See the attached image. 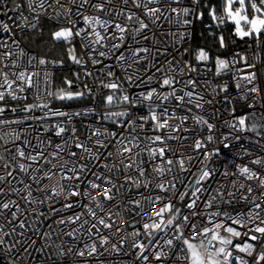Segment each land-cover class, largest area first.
Wrapping results in <instances>:
<instances>
[{"label": "built area", "instance_id": "2783aa9c", "mask_svg": "<svg viewBox=\"0 0 264 264\" xmlns=\"http://www.w3.org/2000/svg\"><path fill=\"white\" fill-rule=\"evenodd\" d=\"M52 0H48L51 3ZM80 0L74 5L70 0H60V3L64 5V8H70L71 14L70 19L77 21L76 27H86L83 25L82 16H77V6ZM93 3L98 0H92ZM224 3V6L220 4ZM254 2L261 8L264 5L260 4V0H254ZM38 3V0H37ZM215 3V14L218 18L222 17L224 22L221 23L220 19L213 20L215 24L216 36L218 38L223 37L225 32H228L234 39L239 40L240 43L237 47L232 48L228 53L223 55H215L207 61L196 60V55L199 50H204L207 53V49L203 46L195 47L194 37L195 28L198 24V16L203 10V0L199 6H193L191 0H185V5L188 7H195V15H189L184 17L188 19L190 24L188 25H177L175 24L174 14L171 15L172 23L170 24L167 20L161 19L159 23L162 25L161 28L150 25L148 35L155 32L157 37L162 41V44L158 47L163 49V44L168 45L169 55H157L154 52L149 53L148 58L141 61L140 63L133 64L131 68L128 67L131 60L117 63L115 56L119 55L116 52L113 55L109 52V48L112 44L118 43L115 39H105L103 41L104 47L96 45L97 53H93V58L102 60V64L93 65L87 49L81 42L79 37H73L71 42H75L78 47L79 54L77 58L82 59L83 64L74 63L73 66V78L74 84L83 92L84 102L72 104V105H61L54 104L53 96L47 95L48 91L53 92L54 88V73L62 67V63H51L59 62L54 58H48L38 54L36 51L30 49L21 39L20 34L30 31L35 27L49 23L56 27L58 30L64 27H71L68 23L69 15L64 12V8L59 6L48 7L45 4L44 9H37L35 12L31 11L28 7V0H4L0 3V22L7 23L10 31L4 32L0 27V43H6L7 48H0V53L11 52V57H5L0 59V69L4 72L9 73V80H13L12 72H20L27 70L28 72H39L38 77H33V87L27 88L20 92L17 88V83H14L11 91H14L18 98L16 100L11 99L7 95L6 86L0 88V91H5V99L0 101V107H4L6 111L0 115V120L3 121H16L15 123H4L0 125V175H6L7 171H12L13 176L9 177L0 187L5 189V194L0 195V203L9 201H16L24 215H19L18 219L13 220L12 212L16 211L13 206L10 209L0 210V224L4 226V231H10L11 227L16 226V232L11 236H4L6 244H12L16 241L21 243L17 244L10 253L4 250V246H0V264H146L141 260L136 259V252L130 245L134 240L141 241L145 245H148L149 237L143 234L142 226L150 221L147 218H141L139 213L141 209L144 211H158L162 207V203L150 204L145 200V197L156 196L163 197V203H168L171 200L173 204L172 212H165L163 219L166 221L176 209L179 208L180 212L171 227H167L164 231L158 232L153 237V244L149 248V251L145 255H149L152 264H186V261L177 260V255H183L182 248L186 247L182 245L181 241L175 239V236L183 232L184 237H192V241L199 242L205 239L200 235V229L202 227H212V224L207 222V217L214 212H219V216L213 218V223L223 222L240 231L242 235L240 237H230L234 244H240L241 246L247 242L254 245L252 254L248 255L246 252H239L238 250L227 246L232 251V257L229 258V264H239V261L235 260L234 257L239 256L247 264H260L258 257L261 253H264V237H261L260 241L248 240L244 233L248 236L261 234L249 231L254 228L257 224H260L261 220H264V210H253V206L250 202H246L242 199L243 196L250 195L248 193V187L252 186L254 192L251 195L258 197V202L264 205V195H260L259 181L264 179V32H262L259 38L252 37H238L236 34V26L232 22V18H229L225 12V0H214ZM17 5H21L17 8ZM176 6V5H173ZM246 6L250 15L253 12L248 0H246ZM86 15H96L89 6H85L84 9H80ZM133 11H136L133 9ZM56 12H59L58 17L55 16ZM39 14V19L37 15ZM103 16V13H99ZM166 15H168L166 13ZM55 17V18H50ZM107 18V17H105ZM246 26V25H245ZM75 31V29H73ZM102 31V30H101ZM109 29V33H111ZM176 32L184 33V38L176 47L183 52L187 50L183 56H177L176 59L180 61V65H176V61L173 60L172 67H175L176 71H168L169 65L165 63L166 60H172V56L175 54L172 50V37L161 36V32ZM126 35V47L127 43L131 42V35ZM179 39V35L176 37ZM142 39V37H137ZM15 41V43H14ZM145 46H148V42H144ZM23 50L24 55H20ZM98 51H104L108 53V58L99 57ZM124 51V49H121ZM127 56V52H125ZM35 57L29 64L30 58ZM241 57L247 58V64ZM40 58H44L50 63L46 65H39L38 61ZM155 58V62L158 66L163 67L165 71L163 73H156L153 80L147 83H140V80L147 81V77L152 75L155 69H149V64ZM217 58L228 61V68L222 70L220 74H217ZM184 61H188L197 70L190 72L187 69L184 74H180L178 67L184 66ZM16 64V67H5L6 64ZM251 64L254 67H248ZM105 65H111V68L105 67ZM126 69V71H125ZM111 70L114 72L113 77H108L107 72ZM91 73L86 75L85 73ZM255 73V79L251 83L245 76ZM134 79L132 83L127 80L128 75H133ZM50 78L49 84L45 83V77ZM139 76L140 80L135 77ZM174 76L177 83L173 85L176 89V95L183 96L184 92L192 91L194 96L192 98L193 103H186L189 99L185 97V104L181 107H177L178 102L174 97L167 101L157 99L155 96L151 101H144L142 104L133 107L131 102H123L121 99H114L111 105L106 103V97L108 95H114L115 97H122V95H129L130 100H135L139 97L141 92H147L153 88L161 94H167L171 91L170 88L165 86L160 87V83L163 78ZM79 77V78H77ZM193 79L196 81L195 87L191 85H185V81ZM115 81L120 84L121 87L118 90H112L103 87L102 82L108 83ZM4 84L3 76L0 75V85ZM239 85V88L237 87ZM87 86V87H85ZM257 87L258 92L253 93L250 91L251 88ZM226 89V90H225ZM203 97V100H200ZM211 101V103H208ZM196 103L202 104V107H196ZM47 104L49 108H33L31 111H24L26 105H42ZM160 114L164 107L169 110V115L172 116L170 123H179V117L188 116L189 119L184 122L183 128L188 131H178L173 133L174 136L184 137V139H172L167 140L173 149H177L176 154L173 155L171 152L167 153V158H171L174 161L183 158L185 163V169L188 171H181L178 164L174 163L171 166L164 164L165 168L171 167V172H166L164 176H160L159 173L153 171L154 165H160L162 163L159 156L154 159L149 156L148 147H160L161 145H149L144 140L145 135H166L167 129L162 132L152 131V121L149 120L145 124L143 131L139 128L136 132L132 131L135 125H130L129 121L135 120V124H140L139 116L149 115L148 106ZM12 109H16L15 112ZM49 109L55 111L68 113V116H57L43 118L45 113L49 112ZM114 112H127L129 115L125 117H112L111 120H105L104 115L106 113ZM74 113H80L79 116ZM173 113L175 115L173 116ZM70 117V118H69ZM195 117H201L203 120L208 121L213 125L211 131L208 130L207 125L197 124ZM240 117H247L245 131L240 130L238 119ZM235 127H232V125ZM56 125L67 129L60 136L56 135ZM123 125V126H122ZM75 130L73 133L72 130ZM99 129L101 132L107 130L109 133H124L126 136L138 135L141 143L140 149L134 151L139 152L140 155L137 157L136 164L144 170V175L140 176L139 171L134 166L132 169H124L123 165L120 164L119 157H111L107 160L104 156L107 152H115L117 147L114 139L104 136H92L91 133ZM73 136L78 138L73 139ZM212 136V140L209 141L207 138ZM91 137V139H89ZM227 137V139H223ZM96 140H102L109 147L99 148L96 145ZM201 140L203 146L199 149L195 148V141ZM66 144V150L61 153L57 158L53 159L49 154L55 152L56 145ZM77 142L83 143L93 151H99L102 153L101 159L98 164L115 163L118 167L111 173L113 176H118L119 180L116 183V187L112 190V195L115 200L104 202V207L111 213H119V215H113L112 219L117 221L121 228L125 229L123 233H115V229H102V234L109 236V243L103 248L99 245V236H88L85 231H80L75 234V239L69 237L65 233L72 231L79 227L77 224H66L57 225L53 223L54 220L60 218L61 214L51 215L48 213V205L39 203L45 198V196H51V189L53 186L59 185L65 186L66 190H73L70 186L79 183L78 181H66L60 179L62 173L58 168L53 169L52 164L61 165L65 161H68V168H71L73 164L77 163L75 157L69 155L70 152H76L79 155H87L82 153V149L75 146ZM224 144H228L229 147L225 148ZM21 149L25 152V157L29 155H35L41 150L44 152V156L52 163H46L43 158L38 162H33L29 159L19 157L17 155V149ZM142 149V150H141ZM219 150L218 152L216 150ZM15 157V159H13ZM207 157V158H205ZM124 163H129L130 158L125 156ZM260 160V164L254 163ZM79 163H86L85 160H79ZM31 165L27 172H21L19 164ZM7 164L10 167L5 169L4 165ZM248 167L250 171L258 174L259 179L254 177L251 180L246 178V175H241L239 172L240 167ZM39 168L41 171L37 173L35 169ZM206 168L212 175L210 178L202 181L200 185H196V178L199 176V170ZM52 169L56 174L52 176L51 180L43 179L39 184H36L30 177L33 175L40 176L45 170ZM92 172L103 173L105 170L102 167L93 166ZM227 173V175H224ZM63 174L69 176L71 172L65 169ZM127 175H131L134 180H139V186L134 183H127L121 187L119 181L125 180ZM88 179H94L89 173L85 177V183L80 184V191L83 192L87 187L86 181ZM184 183L181 184L180 181ZM8 181H11L9 183ZM24 181V184L31 185L30 191L32 193L31 199L36 203H28L23 196L27 194L24 189V184L19 183ZM169 181H175L177 192L174 195L171 186L168 184ZM99 183V181H97ZM165 183L168 187V191H161L156 185ZM243 184L244 188H240ZM47 185V189L40 191ZM147 185V186H145ZM187 187L188 195L183 201L179 199V192L185 191ZM195 187H200L201 192L197 193L199 199L196 201V206L192 209L187 207L192 199H196L191 196L192 191ZM12 188H17L19 192H12ZM99 191V190H97ZM232 195H229V194ZM215 197L214 200L212 198ZM59 203L55 204V207L59 208L64 202V196L55 197ZM98 199L103 200L100 196ZM80 200L81 205H90L94 210L97 211L98 215L104 216L105 212H100L99 209L95 208V203L90 204V198L84 197H69L68 201L73 202ZM140 200V208H136L135 204L129 203L130 201ZM209 200H212V207H206ZM81 205H77L71 210L64 211L63 217L71 216L75 212L86 211ZM111 206V207H110ZM35 209V212L32 211ZM253 210V216L255 212L260 211L259 217L250 219L248 213ZM39 212L47 213L46 216H39ZM227 213L231 219L224 216ZM243 214V227L239 224H233V219H238ZM184 216H189L190 223L197 224L195 231H192L190 227H184L182 219ZM120 217H123L127 224H120ZM22 219L25 222V228L21 229L18 227V221ZM90 219V218H89ZM154 219H160L155 217ZM8 220H12V224L7 223ZM134 224L135 227L128 225ZM182 225L180 230L176 229V225ZM51 225V227H49ZM264 226V225H261ZM85 225V229H87ZM39 229V233H37ZM136 229L141 230L139 237H132L130 234ZM221 235L229 236L228 233L224 232L223 229L219 230ZM47 232L48 236L45 238L40 237V233ZM211 233H209V237ZM167 239H172V246L166 244ZM35 240V245H31V241ZM123 240V244L121 241ZM93 241L96 242L98 253L93 256H87L81 258L76 255L79 249H83L85 245L91 246ZM207 244V240L205 239ZM116 244L120 247L119 252H115L111 249V245ZM217 247L218 242L213 241ZM31 245V246H30ZM28 247V252H24V248ZM72 248V253L66 254L64 257H59L58 254L61 249L66 250ZM36 249H42V251H36ZM107 249V250H105ZM151 251H161L167 253V256L162 261H154L151 257ZM30 253V255H29ZM102 253V254H100ZM223 261V258H220Z\"/></svg>", "mask_w": 264, "mask_h": 264}, {"label": "snow or ice", "instance_id": "6c2138e0", "mask_svg": "<svg viewBox=\"0 0 264 264\" xmlns=\"http://www.w3.org/2000/svg\"><path fill=\"white\" fill-rule=\"evenodd\" d=\"M4 0H0V3H3ZM72 4H76L77 0H70ZM48 4V7H54L59 6L61 8H64V5L60 3V0H52L51 3H48V0H28V7L31 11L35 12L38 8L44 9L45 4ZM201 3V0H191V4L193 6H199ZM233 4H238L239 8L235 12H233ZM248 4L250 5L251 9L254 13H259V15L252 16L251 19H249L246 15L242 16L240 15L241 12H243L246 8V0H226V5L224 8L225 14L229 17L235 20L236 23V34L243 37H252L255 36L259 38L260 34L264 32V8L259 7L254 0H248ZM260 4L264 5V0H260ZM89 6L94 13H97L96 15H86L83 12L80 11V9H84L85 6ZM176 5V6H173ZM185 0H98V2L93 3L92 0H80L78 6H77V16H82V22L83 25L86 27H76L77 21L70 19L71 9L70 8H64V12L69 15L68 23L71 24V27H64L60 30L53 33V39L56 41L63 40L67 43H71V40L73 37H79L81 39V42L84 44L85 48L88 50L87 54L89 55L91 62L93 65L102 64L103 61L93 58V53H97L96 45H99L100 47H104L103 41L105 39H115L118 41V43H114L109 48V52H111L113 55H115L116 52H119V55L115 56V59L117 63L120 62H127L128 60H131L132 63L128 64V67L131 68L133 64L140 63L141 61L148 58L149 53H155L157 55H163L168 56L169 55V49L167 44H163V49L161 50L159 45L162 44V41L159 37H157V34L153 32L151 34V37L148 35V30H150V25L156 26L157 28H161L162 25L159 23V21L163 18L167 20L170 24L173 22L171 19V15L174 14L177 19H175V24L180 25H188L190 24V21L188 19H184V17H187L189 15H195V7H188L184 6ZM17 8H20L21 5H17ZM135 9L136 11H133ZM99 13H103L104 15L101 16ZM166 13L168 15H166ZM209 14L212 16L213 20L220 19V22L223 23L224 20L222 17L218 18L215 14V8H212L209 12ZM60 15L59 12H56L55 16L58 17ZM107 17V18H105ZM203 13H200L198 18H202ZM39 19V14L36 17ZM55 18V17H50ZM241 21H244V24L247 26V30L241 27ZM0 27H2L4 32H9L10 28L7 23L0 22ZM75 29V31H73ZM109 29H111V33H109ZM102 30V31H101ZM131 35V42L127 43L126 45V35ZM161 36L165 37H172V50L175 53L172 56V60H166L165 63L168 64L170 67L168 71H176L177 69L175 67H172L173 60L176 61V65H180V61L176 59L177 56H183L186 54L187 50L185 49L183 52L180 51L179 48L176 47V44H178L181 40L184 38V33H176V32H161ZM177 35H179V39H177ZM137 37H142V39H137ZM144 42H148V46H145ZM15 43V41H14ZM220 45L221 47H224V39L221 36L220 38ZM0 48H7L6 43H0ZM121 49H124V51H121ZM69 52V58L76 64H83L82 59L77 58L75 55V48L68 49ZM125 52H127V56L125 55ZM13 53L11 52H5L0 53V59L5 57H11ZM20 55H24L23 50H21ZM99 57L108 58V53L104 51H98ZM36 59L35 57L30 58L29 64H31L32 60ZM209 59L208 53H206L204 50H199L196 55V60L198 62L200 61H207ZM241 60L247 64V58L241 57ZM39 65H46L50 63L44 58H40L38 61ZM51 63H62V61L59 62H51ZM217 64V74H220V72L226 68H228V61L217 58L216 60ZM248 67H254V65L248 64ZM5 67H16V64L13 62L11 65L6 64ZM107 68H111V65H105ZM155 69L152 75L147 77V81L140 80L139 76H136L135 78L137 80H140V83H147L153 80L156 73H163L165 69L163 67L158 66V64L155 62V58L153 61L149 64V69ZM188 70L190 72H195L197 69L192 66L188 61H184L183 67H178V70L180 74H184L185 70ZM126 71V69H125ZM86 75H91V73H85ZM0 75L3 76L4 84L0 85V88H5L7 95L11 97V99L16 100L21 97H17L14 93V91H11L12 86L14 83H17V88L20 92H23L25 90V86L27 88H32L33 85V77H38L39 72H28L27 70L20 71V72H12V76L14 77L13 80H9V73L4 72L2 69H0ZM115 74L111 70L107 72L108 77H113ZM79 78V77H77ZM134 79L133 75H128L127 80L129 83H132ZM244 79H247L249 83L252 82V80L255 79V73L250 74L249 76H245ZM50 78L45 77V83L49 84ZM177 83L174 76L163 78L162 82L160 83V87L164 88L167 86L171 89L170 92L167 94L161 95L157 89L153 88L149 91L141 92L139 94V97H137L135 100H130L129 95H122V97H115L114 95H108L106 97V103L111 105L114 101V99H121L123 102H131L133 107L138 106V104H142L144 101H151L153 97L155 96L157 99H160L162 101H167L170 98L174 97L175 100L178 102L177 107H181L185 104V97H188L186 103L191 104L193 103V96L194 93L192 91H186L184 92L183 96L176 95V89L173 87V85ZM185 85H191L195 87L196 81L193 79H189L184 82ZM64 84L68 86L69 90H65L63 88L58 89L55 92L48 91L47 95L54 96L55 99L58 100H72L76 98H80L84 95L83 92H73L71 91L72 87V81L65 79ZM103 87L112 89V90H118L120 89L121 85L116 83L115 81H111L108 83L102 82ZM87 87V86H85ZM239 88V85H237ZM226 90V89H225ZM251 92L256 93L259 91L257 87H253L250 89ZM5 99V91H0V101H3ZM200 100H203V97H200ZM208 103H211V101H208ZM40 107V108H49L47 104L42 105H26L24 111H31L33 108ZM196 107H202V104L196 103ZM149 115H142L139 116V120L141 121L140 124H135V120L129 121L130 125H135V127L132 128L133 132H136V129L139 128L141 131H143L145 124L149 122V120L152 121V131L155 132H162L163 130H168L166 135H154V136H147L145 135L144 140L148 142L149 145H161L160 147H148V145H145V147L148 148V154L153 159L157 156L160 157L162 163L160 165H154L153 171L159 173L160 176H164L166 172H171V167L165 168L163 165L166 164L168 166L173 165L174 163L178 164L181 171H188V169H185L184 167V159L179 158L177 160H173L171 158H167V153L171 152L173 155L176 154L177 149H173L169 144H167V140L172 139H184V137L180 136H174L173 133H176L178 131H188V129L183 128V124L185 121L189 119L188 116H181L179 117V123L172 124L170 123V120L172 119V116L169 115V110L167 107H164L160 114H157L154 109L151 108V105L148 106ZM6 109L4 107H0V115H2ZM13 112L16 111V109H12ZM68 113L61 112L59 110H51L49 109V112L45 113V116L43 118H49V117H63L68 116ZM74 115L79 116L80 113H74ZM129 115L127 112H114V113H106L104 115L105 120H111L112 117H125ZM175 113H173V116ZM70 118V117H69ZM197 124H205L207 125V128L209 131L212 130L213 125L211 123H208V121L203 120L201 117H195ZM246 120L247 117H240L238 119V124L240 125V130L245 131L246 129ZM16 121H3L0 120V125H3L4 123H15ZM123 126V125H122ZM232 127H235L233 124ZM57 131L56 135L60 136L63 134L67 129L64 127H60L59 125H56ZM73 133L75 130H72ZM92 136H104V137H111L116 142V149L115 152H107V154L104 156V159L107 160L111 157H119L120 158V164L123 165L124 169H132L134 166L139 171L140 176L144 175V170L139 165L136 164L137 157L140 155L139 152L134 151L135 149L141 148L142 141L140 140L138 135H132V136H126L124 133H116L112 132L109 133L107 130L101 132L99 129H96L91 133ZM74 140H77L75 136H73ZM91 139V137H89ZM209 141L212 140V136H209L207 138ZM223 139H227V137H224ZM96 145L99 146V148H107L109 147L108 144H106L102 140H96ZM66 144L56 145V151L50 153L49 155L55 159L57 158L61 153H63L66 150ZM75 146L79 149H82V153L87 154L86 156L81 154L78 156L76 152H70L69 155L71 157H75L77 159V163L73 164L71 168H68V161H65L64 164L57 165L52 164V168L56 169L58 168L59 171L62 173L60 179L66 180V181H78L79 183L70 186L73 190H66L65 186L59 185V181L57 182V185L53 186L51 189V196H45L43 200H41L39 203L48 205V213L51 215H57L61 214L60 218L57 220H54L53 223L57 225H66V224H77L79 222V227L73 229L72 231H69L65 233L69 237H72L75 239V234L80 231H85L88 236H99V245L101 248H103L105 245H108L109 243V236L102 234V229H115V233H123L125 232L124 228H121L117 221L112 219L113 215H119V213H111L110 211H107L104 207V202L113 201L115 200V197L112 195L113 188L116 187V183L118 182L119 178L118 176H113L111 173L118 167L115 163H112L111 165L108 163L98 164L97 162L100 161L102 153H100L98 150L93 151L92 148H89L83 143L77 142ZM203 146L201 140L195 141V148L199 149ZM224 147H229L228 144H224ZM142 150V149H141ZM219 151L218 149L216 150ZM17 155L22 158L29 159L33 162H38L41 158L45 160L46 163H52V161L48 160L47 157L44 156V152L41 150L40 152H37L35 155H29L25 157V152L21 149H17ZM127 156L130 158L129 163H124V157ZM207 158V157H205ZM15 159V157H13ZM79 160H85L86 163H79ZM254 163L260 164L261 161L257 160ZM93 166L102 167L105 171L103 173L100 172H92L91 168ZM10 166L5 164L4 168L7 169ZM21 172H27L28 168L31 167V165H25L23 163L18 165ZM65 169L67 171L71 172L72 175L69 176L67 174H63ZM37 173H39L41 170L39 168L35 169ZM239 172L241 175H246V178L248 180L253 179L256 177L259 179L258 174L255 172L250 171V169L246 166L240 167ZM91 174L94 179H88L86 181L87 187L84 189L83 192L80 191V184L85 183V177L87 174ZM56 173L52 171V169L45 170L42 175L36 176L33 175L30 178L36 183L39 184L41 180L48 179L51 180L52 176ZM212 173H210L206 168H202L199 170V176L196 178V185H200L202 181H205L206 179L210 178ZM224 175H227L225 173ZM9 177H12V179H15L13 176L12 171H7L6 175H0V184H3ZM99 181V183L97 182ZM11 183V181H8ZM19 183L24 184V181H19ZM121 187H123L124 184L127 183H134L137 186H139V180H134L131 175H127L125 180L119 181ZM181 184L184 183L183 180L180 181ZM168 184L171 186L173 190V194L175 195L177 192L176 183L175 181H169ZM147 186V185H145ZM47 185L44 186V188L40 189V191H44L47 189ZM157 188H159L161 191H168V187L165 185V183H160L156 185ZM259 189L264 190V179H261L259 181ZM31 185L24 184V189L26 190L27 194L22 197L26 202L28 203H36V201L31 199L32 193L30 191ZM240 188H244V185L241 184ZM99 190V191H97ZM12 192H19L20 190L17 188H12ZM202 189L200 187H195L194 191H192L191 196L195 197L196 199H192V201L187 204V207L189 209H192L196 206V201L199 199L197 196V193L201 192ZM254 188L252 186L248 187V193L250 195L243 196L242 199L246 202H250L253 206V210H264V205L258 202V197L255 195H251L254 192ZM5 194V189L3 187H0V195ZM63 195L65 202L59 207H55V204L59 203L58 200H55V197H59ZM88 197L90 198V204L95 203V208L99 209L100 212H105L104 216L98 215L97 211L93 209L90 205H81L80 200H76L73 202H69V197H80V196ZM188 195L187 187L185 188V191L179 192V199L181 201L184 200V198ZM229 195H232L231 193ZM260 195H264V191H260ZM102 196L103 200L98 199V197ZM163 197L156 196L155 198H152L151 196L145 197V200L150 204L155 203H162V207L159 208L158 211H144L141 209L139 213H136L137 215H140L141 218H147L150 222L145 223L142 226L143 234L149 237L148 245H145L141 241L134 240L133 243L130 245V248L133 250H138L136 252V259L141 260L143 262H146V264H152V261L149 259V255H145L146 252L149 251V248L153 244V237L156 233L164 231L165 228L171 227L176 220L180 209L177 208L175 213H173L166 221L163 219V215L165 212H172L173 204L171 200H169L168 203H163ZM215 197L212 198L214 200ZM212 200H209L206 204V207H212ZM129 203L135 204L136 208H140V200H134L130 201ZM77 205H81L82 208L86 209V211L81 212H75L71 216L63 217L62 213L67 210H71ZM15 207L16 211L12 212V218L13 220L18 219V213L19 215H24L23 211L21 210L19 204L16 201H9L5 203H0V210H6L10 209L11 207ZM111 207V206H110ZM253 210H250L248 213V216L250 219H254L255 217H259L260 211L255 212V217L253 216ZM33 212H35V209H32ZM47 213L39 212V216H46ZM219 212H214L210 216H208L207 222L209 224H212V227H202L200 229V235L204 237L207 240V244L205 243V239L200 240L198 243L192 242V237H184V234L182 231H180V234L175 236V239L182 242V245L186 246L181 249V251L185 254L183 255H177V260H183L186 261V264H229V258L232 257V251L229 250L227 246H231L232 248L238 250L239 252H246L248 255L252 254V249L254 248V245L251 243L245 242L242 246L240 244H234L233 240L230 237H240L242 233L240 231H237L233 227L224 224L223 222L213 223V218L215 216H219ZM224 216L228 219H231V217L228 216L227 213L224 214ZM155 217H159L160 219H154ZM90 218V219H89ZM243 214H241V217L238 219H233V224H239L241 227H243L242 223ZM7 223L9 225L12 224V220H8ZM120 224H127V221L123 219V217H120L119 220ZM182 224L184 227H190L192 231H195L197 228V224L190 223L189 216H184L182 219ZM85 225H87V229H85ZM264 220L260 221V224H257L254 228L249 229V231L259 233L260 236L257 235H251L248 236L247 233H244L248 240L251 241H260L261 237H264ZM131 227H135L134 224L128 225ZM182 225L178 224L176 225V229L179 231ZM18 227L21 229L25 228V222L24 220L20 219L18 221ZM51 227V225H49ZM220 229H223L224 232L228 233L229 236H223L220 233ZM37 233H39V229L36 230ZM16 232V226L11 227L10 231H4V226L0 224V246H4V250L8 253L12 251L13 248L16 247L17 244L21 243L20 241H16L12 244H6L4 240V236H11ZM209 233H211V236L209 237ZM132 237H139L141 235V230L136 229L130 234ZM48 236L47 232L40 233V237L43 239ZM213 241L218 242L219 246L217 247L215 244H213ZM36 241L32 240L31 245H35ZM121 244H123V240L121 241ZM166 244L168 246H172L173 240L167 239ZM30 245V246H31ZM111 249L115 252L120 251V247H118L116 244L111 245ZM107 250V249H105ZM36 251H42V249H36ZM72 248L69 247L66 250L61 249L58 256L64 257L68 253H72ZM24 252H28V247L24 248ZM98 253L97 244L95 241L89 245H85L83 249H79L76 252V255L83 258L85 255L87 256H93L94 254ZM102 254V253H100ZM30 255V253H29ZM167 256V253H163L161 251H151V257L154 261H162ZM223 258V261L220 258ZM235 260L239 261V264H247L246 261H243L239 256L234 257ZM259 260H264V253H261V255L258 257Z\"/></svg>", "mask_w": 264, "mask_h": 264}, {"label": "trees", "instance_id": "16d2710c", "mask_svg": "<svg viewBox=\"0 0 264 264\" xmlns=\"http://www.w3.org/2000/svg\"><path fill=\"white\" fill-rule=\"evenodd\" d=\"M212 1L214 0H203V10L201 12L203 17L198 19L194 37L195 47L203 46L206 48L210 58L215 55L226 54L240 43L239 40L234 39L228 32H225L223 36L224 47H221L220 38L216 36L213 18L209 14V6ZM56 31L57 28L53 25L43 23L30 31L20 34L21 39L30 49L42 56L62 61V67L54 73L53 92L61 88L68 90V86L64 84L65 79L72 81V86L76 88L73 78L74 62L69 58L68 49L75 48L76 57L79 54L75 42L67 43L63 40H54L53 33ZM84 101L85 98L83 96L72 100H58L53 96L54 104L72 105Z\"/></svg>", "mask_w": 264, "mask_h": 264}, {"label": "rangeland", "instance_id": "374dc122", "mask_svg": "<svg viewBox=\"0 0 264 264\" xmlns=\"http://www.w3.org/2000/svg\"><path fill=\"white\" fill-rule=\"evenodd\" d=\"M220 4H222V6H224V3L223 2H220ZM225 5H226V0H225ZM215 7V3H214V1H212L211 2V4H210V6H209V12H210V10L212 9V8H214ZM237 8H239V5L238 4H233V12H235L236 10H237ZM240 15H242V16H247L249 19H251L252 18V16H254V15H259V13H252L251 15H250V12L248 11V9H247V6H246V8H245V10L243 11V12H241V14ZM212 17V16H211ZM198 19H201V18H198ZM232 22H233V24L236 26V23H235V20L234 19H232ZM241 27L242 28H244L245 30H247V26H245V24H244V21H241ZM57 31H58V29H57ZM236 32V31H235ZM238 36V35H237ZM238 37H240V36H238ZM77 50H78V47H77ZM69 90V89H68ZM71 91H73V92H80V90L76 87V88H72V89H70ZM67 91V90H66ZM193 243H198V242H196V241H192Z\"/></svg>", "mask_w": 264, "mask_h": 264}, {"label": "water", "instance_id": "95a60500", "mask_svg": "<svg viewBox=\"0 0 264 264\" xmlns=\"http://www.w3.org/2000/svg\"><path fill=\"white\" fill-rule=\"evenodd\" d=\"M71 88H75V86H72ZM260 264H264V260H261Z\"/></svg>", "mask_w": 264, "mask_h": 264}]
</instances>
